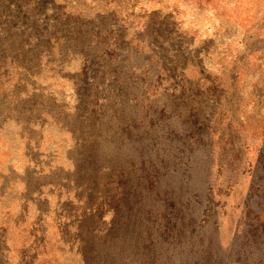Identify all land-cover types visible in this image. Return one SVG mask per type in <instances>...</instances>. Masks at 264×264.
<instances>
[{
  "label": "rangeland",
  "instance_id": "374dc122",
  "mask_svg": "<svg viewBox=\"0 0 264 264\" xmlns=\"http://www.w3.org/2000/svg\"><path fill=\"white\" fill-rule=\"evenodd\" d=\"M0 264H264V0H0Z\"/></svg>",
  "mask_w": 264,
  "mask_h": 264
}]
</instances>
